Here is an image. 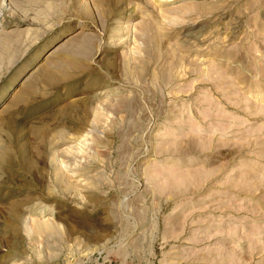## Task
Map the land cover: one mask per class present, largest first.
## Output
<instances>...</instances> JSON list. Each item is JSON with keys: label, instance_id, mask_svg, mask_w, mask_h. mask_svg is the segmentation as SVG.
Segmentation results:
<instances>
[{"label": "rangeland", "instance_id": "1", "mask_svg": "<svg viewBox=\"0 0 264 264\" xmlns=\"http://www.w3.org/2000/svg\"><path fill=\"white\" fill-rule=\"evenodd\" d=\"M0 264H264V0H0Z\"/></svg>", "mask_w": 264, "mask_h": 264}]
</instances>
